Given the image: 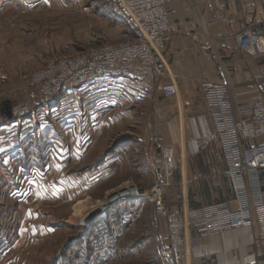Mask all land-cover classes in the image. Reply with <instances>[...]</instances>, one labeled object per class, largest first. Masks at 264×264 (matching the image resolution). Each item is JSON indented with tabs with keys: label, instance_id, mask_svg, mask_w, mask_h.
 <instances>
[{
	"label": "crops",
	"instance_id": "crops-1",
	"mask_svg": "<svg viewBox=\"0 0 264 264\" xmlns=\"http://www.w3.org/2000/svg\"><path fill=\"white\" fill-rule=\"evenodd\" d=\"M110 1L102 0L97 7L126 27L120 31L124 38L131 32L113 14ZM44 3L0 0V11L11 4L24 11L34 10L45 7ZM167 9L170 42L160 55L166 72L174 75L177 96L165 98L152 78H96L77 90H63L52 101L44 102L39 95L30 97L27 103L33 110L29 117L0 125V148L4 149L0 152V171L13 180L11 185H4L13 195L17 192L24 202L32 191L46 197L63 196L64 188L72 189L82 181L93 187L109 178L111 167L121 163L127 152L141 154L131 139L100 153L79 170L83 175L79 171L66 175V170L86 163L94 133L105 127L107 120H118L123 109L148 99L149 121L153 122L149 134L157 139L144 148L148 155L141 154L135 162L142 173H151L155 182L154 159L160 144L172 149V188L163 196L170 210L186 213L192 207L223 201L235 206L218 143L201 139L210 129V121L199 84L204 79L223 82L236 118L249 119L253 101L264 91V0H175ZM238 34L255 35L259 40L243 51L238 46ZM16 179L19 183L15 184ZM261 182L264 190L263 177ZM142 203L146 204L145 199ZM156 232L158 257L168 255L171 264H246L252 257L257 264H264V239L257 238L254 226L221 235L187 227L183 245L174 252L165 238L159 244L166 235L164 228L158 226Z\"/></svg>",
	"mask_w": 264,
	"mask_h": 264
},
{
	"label": "rangeland",
	"instance_id": "rangeland-1",
	"mask_svg": "<svg viewBox=\"0 0 264 264\" xmlns=\"http://www.w3.org/2000/svg\"><path fill=\"white\" fill-rule=\"evenodd\" d=\"M67 1L48 0L45 7L27 11L11 4L0 11V110L8 112L15 103L29 105L30 97L41 95L44 80L37 82L34 75L57 64L61 58L124 40L120 31L126 27L115 23L109 14H103L97 7L102 0ZM131 107L118 112L121 113L118 120L111 117L114 121L107 120L105 127L94 133L86 163L82 161L75 169L66 170V175L81 172L100 153L126 139L133 141L139 153L148 155L144 148L157 139L149 134L153 122L149 121L148 99ZM141 154L127 152L121 163L111 167L110 177L93 187L82 181L72 189L64 188L63 196L57 197L32 191L26 202L4 186L11 185L9 181L13 180L1 170L0 264H171L168 255L158 257L155 238L158 226L163 227L166 235H162L159 244L164 238L168 243L173 233L172 216L156 218L155 203L150 198H145L146 204L121 203L111 214L100 216L105 209L103 204L118 194V187L133 185L141 192L154 189L151 173H142L135 162ZM15 181L19 183L18 179ZM171 188L163 186L162 197ZM113 189L115 193L108 196ZM163 200L166 202L164 197ZM165 206L172 213L166 203ZM96 209V214L91 215ZM180 215L183 219L184 213ZM94 218L102 219L94 232L98 234L97 242L87 230ZM110 232L112 236H108ZM180 233L182 246L185 229ZM257 238L264 239L259 233Z\"/></svg>",
	"mask_w": 264,
	"mask_h": 264
},
{
	"label": "built area",
	"instance_id": "built-area-1",
	"mask_svg": "<svg viewBox=\"0 0 264 264\" xmlns=\"http://www.w3.org/2000/svg\"><path fill=\"white\" fill-rule=\"evenodd\" d=\"M175 0H111L113 14L127 26L130 34L123 41L102 47H92L76 55L65 56L57 64L35 74L37 82L44 80L41 91L42 101H52L63 90H77L88 81L96 78L147 79L158 83L165 98L178 94L173 74L166 73L160 53L170 42L168 6ZM241 50H247L259 39L255 35L238 34L236 36ZM167 77V78H166ZM202 102L210 121V129L201 137L214 140L224 162V174L230 184L235 206L226 201L192 207L181 219L180 213L168 212L161 195L163 186H172L175 172L174 152L168 146L161 145L154 159L157 172L154 189L141 192L137 187L128 185L137 191L128 196L107 201V211L124 201L150 198L155 203L156 218L172 216L171 237L168 248L177 251L181 246L180 232L191 228L198 233L221 235L227 231L256 227L264 238V91L253 101L249 119L236 118L230 95L223 82L204 79L200 84ZM9 111L0 110V125L30 116V105L15 103ZM195 144L196 140L193 139ZM197 150V146L194 149ZM126 187V188H127ZM180 230V232H179ZM246 264H257L255 257Z\"/></svg>",
	"mask_w": 264,
	"mask_h": 264
},
{
	"label": "trees",
	"instance_id": "trees-1",
	"mask_svg": "<svg viewBox=\"0 0 264 264\" xmlns=\"http://www.w3.org/2000/svg\"><path fill=\"white\" fill-rule=\"evenodd\" d=\"M134 202H136V203H139V202H142V199H134V200H130V202L128 201L127 203H126V205H129L130 203H134ZM131 205H135V204H131ZM118 206H120V205H118ZM115 207H117V206H115ZM115 207H113L111 210H109L106 214H105V216L107 215V214H111L112 213V211L115 209ZM104 216V217H105ZM98 219L99 218H96L95 220H93L90 224H89V226H88V228H87V230L89 229V234L90 233H92L93 235H94V242H97V238H98V234H94V232H95V230L96 229H98L97 227H99L101 224V220L100 221H98ZM104 225V224H103ZM87 227V226H86ZM103 227L101 226V228H99V229H102ZM113 235V233L112 232H110V235H108V236H112ZM89 237V236H88ZM118 237V236H117ZM114 239V238H113ZM74 241L75 240H73V242H71L70 244H72V243H74ZM90 241V240H89ZM111 241H113V240H111ZM69 248H71V245H70V247ZM68 248V249H69ZM89 250H91L90 249V247H89Z\"/></svg>",
	"mask_w": 264,
	"mask_h": 264
},
{
	"label": "bare ground",
	"instance_id": "bare-ground-1",
	"mask_svg": "<svg viewBox=\"0 0 264 264\" xmlns=\"http://www.w3.org/2000/svg\"><path fill=\"white\" fill-rule=\"evenodd\" d=\"M117 189H118V194H117V192L115 193V189H113V190H112V193H110L108 196H110V195H112L113 193H115V196H118V197H120V198H123V197L128 196V193H129V192H130V193H134V191H137V190H135L134 188H128V187H127V188H126V187H123V188H122V187H118ZM114 198H115V197H114V195H113L112 198L109 197L108 199L112 201ZM124 202L127 203V201H124ZM124 202H123V203H124ZM129 202H130V200H129ZM105 204H106V203L103 204V208H104V205H105ZM97 210H98V209H96V211H94L91 215L96 214ZM103 210H104V209H103ZM103 210H102V211H103ZM89 216H90V215H89ZM89 216H88V217H89ZM172 224L175 225L176 222H172Z\"/></svg>",
	"mask_w": 264,
	"mask_h": 264
},
{
	"label": "snow or ice",
	"instance_id": "snow-or-ice-1",
	"mask_svg": "<svg viewBox=\"0 0 264 264\" xmlns=\"http://www.w3.org/2000/svg\"><path fill=\"white\" fill-rule=\"evenodd\" d=\"M44 2H45V3H48V0H44ZM3 151H4V149H3V148H0V152H3ZM3 162H4L5 164H7V163H8V160L5 159ZM37 195H40V193H37Z\"/></svg>",
	"mask_w": 264,
	"mask_h": 264
},
{
	"label": "water",
	"instance_id": "water-1",
	"mask_svg": "<svg viewBox=\"0 0 264 264\" xmlns=\"http://www.w3.org/2000/svg\"><path fill=\"white\" fill-rule=\"evenodd\" d=\"M94 219H95V218H94ZM94 219H93V220H94ZM91 221H92V220H91ZM88 223H90V222H88ZM88 223H87V225H88Z\"/></svg>",
	"mask_w": 264,
	"mask_h": 264
}]
</instances>
